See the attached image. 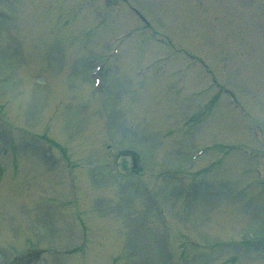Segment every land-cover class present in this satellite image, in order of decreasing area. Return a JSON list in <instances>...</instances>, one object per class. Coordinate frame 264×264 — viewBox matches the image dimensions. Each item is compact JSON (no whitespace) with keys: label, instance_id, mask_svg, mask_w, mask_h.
<instances>
[{"label":"rangeland","instance_id":"374dc122","mask_svg":"<svg viewBox=\"0 0 264 264\" xmlns=\"http://www.w3.org/2000/svg\"><path fill=\"white\" fill-rule=\"evenodd\" d=\"M0 264H264V0H0Z\"/></svg>","mask_w":264,"mask_h":264}]
</instances>
